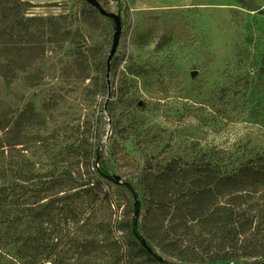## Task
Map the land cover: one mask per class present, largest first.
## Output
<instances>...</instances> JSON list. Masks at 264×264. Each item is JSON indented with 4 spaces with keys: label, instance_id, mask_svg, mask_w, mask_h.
Listing matches in <instances>:
<instances>
[{
    "label": "rangeland",
    "instance_id": "1",
    "mask_svg": "<svg viewBox=\"0 0 264 264\" xmlns=\"http://www.w3.org/2000/svg\"><path fill=\"white\" fill-rule=\"evenodd\" d=\"M255 2L261 12L245 0H0V166L48 177L65 166L95 182L100 151L114 179L69 202L68 219L54 211L61 262L76 263L77 242L112 233L124 243L118 224L136 209L141 225L148 159L208 155L231 172L264 154V0ZM95 4L109 16H92Z\"/></svg>",
    "mask_w": 264,
    "mask_h": 264
},
{
    "label": "trees",
    "instance_id": "2",
    "mask_svg": "<svg viewBox=\"0 0 264 264\" xmlns=\"http://www.w3.org/2000/svg\"><path fill=\"white\" fill-rule=\"evenodd\" d=\"M98 13L91 8L92 16ZM261 64L264 72V57ZM6 124L0 122V128L6 129ZM99 152L91 163L95 182L91 177L79 182L65 166L49 177L0 166V264H65L56 252L61 238L53 233L54 211L68 219L65 207L83 196L97 197L93 192H102L103 180H114L105 173ZM256 155L261 156L231 172L223 171L208 155L191 161L148 159L140 179L147 196L141 225L134 216L119 222L117 230L127 232L124 243L112 233L100 241L75 243V264H103L111 255L118 264H124L126 256L138 264H224L239 257L264 264V154ZM76 188L71 195H55ZM143 240L148 248L141 245ZM150 243L178 263L164 260ZM123 245L126 254L121 253Z\"/></svg>",
    "mask_w": 264,
    "mask_h": 264
},
{
    "label": "water",
    "instance_id": "3",
    "mask_svg": "<svg viewBox=\"0 0 264 264\" xmlns=\"http://www.w3.org/2000/svg\"><path fill=\"white\" fill-rule=\"evenodd\" d=\"M89 1H91V0H89ZM245 1L247 2V5H248V7L250 9H252L253 11H256V12H261V8H260V6L258 4H256L255 0H245ZM93 6H94V8L96 10L99 11L100 14L105 15V16H109V14L106 13L105 11H103L98 5L95 4ZM119 27H120V23H119V21H116V23H115V31H114V34H113L112 46H111L109 55L107 57V65L109 64L111 58L115 54V50H116V48L118 46ZM138 215H139V210L136 209L135 210V217L137 218ZM141 245L143 247H147L148 248V246H147V244H146V242L144 240L141 242ZM224 264H232V263H224ZM236 264H242V263H236Z\"/></svg>",
    "mask_w": 264,
    "mask_h": 264
},
{
    "label": "crops",
    "instance_id": "4",
    "mask_svg": "<svg viewBox=\"0 0 264 264\" xmlns=\"http://www.w3.org/2000/svg\"><path fill=\"white\" fill-rule=\"evenodd\" d=\"M129 1L133 4V6H137L140 3H143L146 1L152 3L153 1H156V0H129Z\"/></svg>",
    "mask_w": 264,
    "mask_h": 264
}]
</instances>
